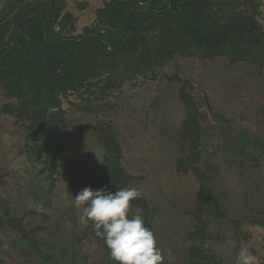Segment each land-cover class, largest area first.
Masks as SVG:
<instances>
[{
  "label": "rangeland",
  "instance_id": "374dc122",
  "mask_svg": "<svg viewBox=\"0 0 264 264\" xmlns=\"http://www.w3.org/2000/svg\"><path fill=\"white\" fill-rule=\"evenodd\" d=\"M31 1L0 0V14ZM51 1L79 34L111 0ZM229 6L264 32V0L216 11ZM126 59L97 56L86 87L60 96L63 142L53 155L42 123L58 109L38 125L19 121L4 112L17 101L0 86V264H116L74 206L99 182L142 193L131 214L154 232L164 264H236L241 248L264 264V65L186 51L136 73ZM105 124L121 152L116 182L98 141Z\"/></svg>",
  "mask_w": 264,
  "mask_h": 264
},
{
  "label": "trees",
  "instance_id": "16d2710c",
  "mask_svg": "<svg viewBox=\"0 0 264 264\" xmlns=\"http://www.w3.org/2000/svg\"><path fill=\"white\" fill-rule=\"evenodd\" d=\"M221 6L228 0H111L96 10L90 26L73 34L74 19L60 17L55 2L21 3L11 16L0 14V86L20 104L11 102L4 112L35 125L50 109L63 113L60 96L86 87L97 56L110 62L126 56L136 73L186 51L237 55L264 65V32L257 21L230 6L224 15L216 11ZM105 125L98 141L114 163L108 180L116 182L123 171L117 167L121 152ZM47 161L53 164L50 156ZM101 188L104 182L92 190Z\"/></svg>",
  "mask_w": 264,
  "mask_h": 264
},
{
  "label": "clouds",
  "instance_id": "9594fccd",
  "mask_svg": "<svg viewBox=\"0 0 264 264\" xmlns=\"http://www.w3.org/2000/svg\"><path fill=\"white\" fill-rule=\"evenodd\" d=\"M135 187L120 188L114 193L107 188H84L75 198L74 206L82 209L79 222H91L111 260L116 264H164L163 250L154 232L145 225L142 215L131 214L132 201L141 198ZM236 264H259L247 248L238 251Z\"/></svg>",
  "mask_w": 264,
  "mask_h": 264
},
{
  "label": "water",
  "instance_id": "95a60500",
  "mask_svg": "<svg viewBox=\"0 0 264 264\" xmlns=\"http://www.w3.org/2000/svg\"><path fill=\"white\" fill-rule=\"evenodd\" d=\"M63 122V115L54 113L51 114L49 118L42 123V125L49 127L45 142L50 143L52 147V155L55 153L59 145V138L57 137V135L60 132V126L63 125Z\"/></svg>",
  "mask_w": 264,
  "mask_h": 264
}]
</instances>
